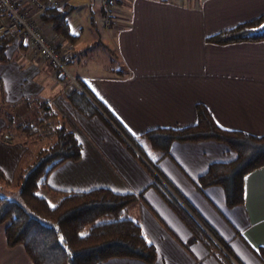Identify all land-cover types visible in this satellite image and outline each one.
Returning <instances> with one entry per match:
<instances>
[{
	"label": "crops",
	"instance_id": "0c3cea01",
	"mask_svg": "<svg viewBox=\"0 0 264 264\" xmlns=\"http://www.w3.org/2000/svg\"><path fill=\"white\" fill-rule=\"evenodd\" d=\"M17 1L22 7L29 5V0ZM63 1L73 6L68 21L71 32L78 35L74 41L57 34L42 21L41 13L34 12V17L63 51L72 73L112 117L102 113L114 129L100 115L79 111L69 100L65 80L25 39L14 36L6 49L7 59L0 62V170L4 177L13 181L22 163L32 160L31 152L43 145L28 146L29 137L38 135L39 142L48 136L41 132L27 136L13 124L10 138L2 137L1 130L8 125L4 105L30 110L37 118L38 104L28 99L41 96L83 147L78 160H66L49 172L47 184L58 190L107 187L138 196L126 213L154 244L156 259L110 257L101 264H221L222 248L213 232L227 241L237 264H261L253 248L264 246V163L241 176L239 204L226 205L220 185L201 188L198 182L211 163L234 158L226 143L174 141L160 156L141 134L158 126L194 124L198 102L210 109L222 128L264 133V37L213 39L220 30L264 12V0H115L109 27L103 24L100 0L94 9L87 2L79 9L74 0ZM96 17L101 26L96 39L102 37L108 51L101 70L83 65L85 52H81ZM122 129L138 138V147L147 157L158 159L157 170ZM154 173L219 248L208 246L168 203L152 184ZM0 264H32L23 245L7 244L3 223Z\"/></svg>",
	"mask_w": 264,
	"mask_h": 264
},
{
	"label": "trees",
	"instance_id": "16d2710c",
	"mask_svg": "<svg viewBox=\"0 0 264 264\" xmlns=\"http://www.w3.org/2000/svg\"><path fill=\"white\" fill-rule=\"evenodd\" d=\"M72 9L73 6L66 2L59 8L47 6L41 13L43 22L49 23L57 34L71 42L78 36L71 32L68 21ZM261 25H264V12L229 29L220 30L213 39L221 41L264 37V27ZM14 36L0 35V62L7 59L6 49ZM2 94L0 90V98ZM68 96L83 114L89 116L96 113L114 129L99 108L108 116L109 114L95 98L92 97L97 105L80 90L70 92ZM28 100L38 104L39 116L34 118L37 120H19L13 111L17 105L5 104L4 107L7 108L3 110V115L8 125L1 130V136L8 140L9 125L13 124L27 136L38 134L40 131L37 125L44 122L50 138L54 137V140L39 146L35 152V160L30 164L21 165L17 170L14 181L18 186L19 197L0 195V224H5L7 244L23 245L32 264H101L110 257H134L146 262L154 261L157 257L154 244L148 240L138 221L126 213V207L138 199L136 194L118 193L107 187L58 190L47 184L49 172L66 160H78L83 147L75 132L66 125L48 101L43 100L41 96ZM196 114L197 121L194 124L183 127L158 126L146 130L141 135L149 141L152 148L160 152V156L169 151L174 141L214 139L226 143L235 154L234 158L211 163L206 172L198 178V182L201 188L213 184L220 185L224 193V203L237 205L242 194L241 176L264 163V133L256 135L237 128H222L216 124L212 112L202 102L196 104ZM109 118L112 120L111 116ZM122 132L157 170L158 159L147 157L143 149L138 147V138L124 129ZM0 179L5 184H10L1 170ZM153 179L152 184L164 195L168 203L182 214L196 235L208 246L216 247L213 239L184 212V208L155 173ZM40 189L56 193L58 200L51 204L45 195L39 193ZM212 234L222 248L221 264H237L227 241L214 232ZM253 251L257 260L264 264V246H256Z\"/></svg>",
	"mask_w": 264,
	"mask_h": 264
},
{
	"label": "built area",
	"instance_id": "2783aa9c",
	"mask_svg": "<svg viewBox=\"0 0 264 264\" xmlns=\"http://www.w3.org/2000/svg\"><path fill=\"white\" fill-rule=\"evenodd\" d=\"M114 1L100 0L103 21L108 27L114 20ZM63 4V0H29V5L22 7L17 0H0V35L23 36L35 53L46 59L55 72L63 76L67 92L80 90L95 103L80 77L68 70L63 51L42 31L34 17V12L42 13L47 6L59 8Z\"/></svg>",
	"mask_w": 264,
	"mask_h": 264
},
{
	"label": "rangeland",
	"instance_id": "374dc122",
	"mask_svg": "<svg viewBox=\"0 0 264 264\" xmlns=\"http://www.w3.org/2000/svg\"><path fill=\"white\" fill-rule=\"evenodd\" d=\"M74 1L77 3V6L79 7V9L81 7H83L84 2L89 3V6L91 4L92 9H94L98 5L97 0H74ZM99 23H100V21L98 22V18L96 17L95 18V24L93 25L94 29H92V31L90 30L91 33H89V35H88L89 40H88L87 44L85 46H83L81 49V52H85L84 59H83V65L89 67L92 70L103 69L104 65L102 63L103 62L102 60L104 59V57H108L107 47L105 46L104 42L102 41V37H100L99 39H96L99 37V34L101 32V26L99 25ZM103 24H104V22H103ZM90 31H87V32H90ZM92 32L96 33L97 36L93 37ZM18 37L24 39L23 36H18ZM92 39H96V40L92 41ZM91 65H92V67H91ZM67 68L69 71L73 72L71 66L67 65ZM107 72L109 73L110 71L107 70ZM13 111L17 114V119H19V120H25L27 118H31V119L33 118L34 119L36 117L35 113L30 111V110L25 111V110H21V108L18 109L16 107L15 109H13ZM37 115L39 116V113H37ZM37 127L39 128L38 131L41 132L40 135H48L49 136L48 129L46 128L47 126L44 124V122L39 123L37 125ZM13 132L15 134L13 136L18 137V135H16L17 130L13 129ZM19 135H21V134H19ZM48 136L44 137V139L42 141H39V142H38V135H34L32 137H29L28 146L35 149L34 145L35 146L39 145V144L47 145L46 144L47 141L52 142L54 140V137L50 138ZM36 140H37V142H36ZM33 141H35V142H33ZM37 148L35 149V151H33V153L31 152V154L28 156V158L30 157L29 159L32 158V160H30V161L28 160V162H26V164L22 163V166L30 164L35 160V158H36L35 152H36ZM16 174H17V172H16ZM9 185L10 186L7 187L6 184L0 179V195H5L9 198H18L19 197L18 186L15 184V181L14 180L11 181ZM39 193L45 195L51 204H54L58 200V195L54 192L48 191L47 189H40Z\"/></svg>",
	"mask_w": 264,
	"mask_h": 264
},
{
	"label": "snow or ice",
	"instance_id": "6c2138e0",
	"mask_svg": "<svg viewBox=\"0 0 264 264\" xmlns=\"http://www.w3.org/2000/svg\"><path fill=\"white\" fill-rule=\"evenodd\" d=\"M261 27H264V25H261ZM53 207H55V206L53 205Z\"/></svg>",
	"mask_w": 264,
	"mask_h": 264
}]
</instances>
